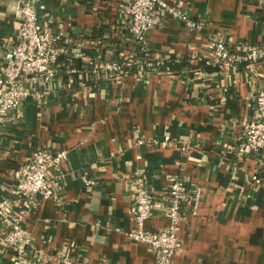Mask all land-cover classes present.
Returning a JSON list of instances; mask_svg holds the SVG:
<instances>
[{"label":"crops","instance_id":"0c3cea01","mask_svg":"<svg viewBox=\"0 0 264 264\" xmlns=\"http://www.w3.org/2000/svg\"><path fill=\"white\" fill-rule=\"evenodd\" d=\"M182 5L200 21L197 29L163 17L145 34L153 57L187 59L179 74L130 73L121 84L95 86L58 75L42 104L27 98L0 125V201L10 199L15 210L24 208L9 188L32 153H67L53 171L60 176L57 199L37 196L22 220L42 264H62L64 257L73 264H154L152 249L126 236L134 225L130 206L136 178L159 195L170 175L198 194L183 203L176 229L182 246L171 264H264V174L260 184L250 180L254 172L262 178L264 153L237 159L242 123L254 115L253 97L264 85V60L238 71L202 63L213 39L232 51L264 49V0ZM18 9L17 0H0V70L15 41ZM36 10L81 66L84 56L120 58L134 39L119 0H36ZM169 223L157 206L144 227ZM20 259L0 236V264L33 263Z\"/></svg>","mask_w":264,"mask_h":264},{"label":"built area","instance_id":"2783aa9c","mask_svg":"<svg viewBox=\"0 0 264 264\" xmlns=\"http://www.w3.org/2000/svg\"><path fill=\"white\" fill-rule=\"evenodd\" d=\"M183 1L119 0L121 14L127 21V29L143 54L138 55L129 50L121 55L120 61L109 58L87 59L84 56L85 64H91L90 70L95 81L92 86L98 85V81L121 84L130 73L145 75L158 72L157 69L164 64L165 59L149 54L145 34L163 17L175 19L189 30L197 29L200 21L191 17L183 7ZM17 2L19 9L15 41L4 51L0 70V125L8 121L12 112L14 116L18 115L25 99L32 98L36 104H42L44 96L54 89L55 79H59L60 64L55 63L60 53L57 36L39 18L36 0ZM263 60V48L240 46L239 50L232 51L223 40L213 39L207 45L203 61L217 70L238 71L241 65L254 67ZM128 68H132L130 73L126 70ZM66 71L84 79V65L75 64ZM83 79L77 82L84 84ZM253 107L254 115L241 126V137L237 145L238 160L250 152L264 153V85L256 90ZM66 159L67 153L63 150L36 149L29 160L15 172V181L9 188L12 201L21 204L20 207L24 210L13 209L10 199L0 201V236L4 244L13 248L21 259L27 256L29 263L32 261L34 264H42V261L31 254L34 246L29 234L22 227L25 210L34 205L37 196L57 199V180L60 176L58 173L53 174V171H60ZM167 179L168 185L159 195L144 184L142 177L135 179L136 186L130 206L134 225L126 232L128 238L144 242L152 249L154 264H171L173 256L182 246L176 229L183 217V203L191 198L190 194L194 195L193 199L198 197L197 192L188 190L185 180L180 176L170 175ZM250 180L257 185L262 178L254 172L250 174ZM157 206L167 214L170 223L157 230L145 229V221ZM60 261L62 264H73L67 257Z\"/></svg>","mask_w":264,"mask_h":264},{"label":"trees","instance_id":"16d2710c","mask_svg":"<svg viewBox=\"0 0 264 264\" xmlns=\"http://www.w3.org/2000/svg\"><path fill=\"white\" fill-rule=\"evenodd\" d=\"M129 34L131 35V33H129ZM132 38H133V36H132ZM96 39H98V38H96ZM131 40L133 42H132L130 48L128 49V51L129 50L134 51L138 55L143 54V52H140L139 51V47H138L136 41H134V39H131ZM57 45H58V48L60 50V53L57 56V59H56V62L55 63H58V64L61 65L60 66L61 69L58 71V75L59 76L62 75V78L64 80H66L68 78L69 79H75L76 81L82 80L83 78L82 79H79V78H77L76 75H73V74L70 75V74L67 73L66 70L69 69L71 66H74L75 65L74 59H72L70 57L72 55V52H70L68 49L65 50L64 44H62L60 42L57 43ZM98 59H101L102 60V58H100V57ZM113 60H119V58L113 59ZM202 63L205 64L204 61H202ZM90 66H91V64H85L84 63V79H83V81H84V84H86V85H92V84L95 83V81L93 80V76H92L91 70H90ZM188 66L189 65L187 63V59H182V60L169 59V60H165L164 64L162 66H160V68L157 69V70H158V72L166 71V72H172L174 74H179L181 71H183V68H186V67L188 68ZM204 67H205V69L214 68V67H212L210 65H206V64H205ZM132 68H134V67H132ZM132 68H128L129 70L126 69L127 72L130 73L131 72L130 70H132ZM260 174L262 175L261 182H263L264 169L262 170V172Z\"/></svg>","mask_w":264,"mask_h":264}]
</instances>
